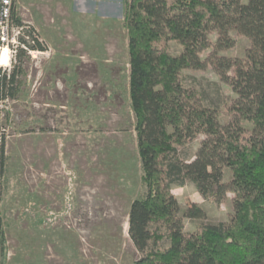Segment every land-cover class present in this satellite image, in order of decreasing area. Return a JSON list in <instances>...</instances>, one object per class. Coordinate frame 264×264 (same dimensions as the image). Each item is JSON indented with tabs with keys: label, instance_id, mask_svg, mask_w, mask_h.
Listing matches in <instances>:
<instances>
[{
	"label": "rangeland",
	"instance_id": "rangeland-1",
	"mask_svg": "<svg viewBox=\"0 0 264 264\" xmlns=\"http://www.w3.org/2000/svg\"><path fill=\"white\" fill-rule=\"evenodd\" d=\"M125 2H17L25 36L35 31L43 49L23 55L15 98L1 101L8 161L0 180L7 241L0 264H133L142 256L128 231L131 203L146 186L130 107ZM230 33L235 46L222 54L244 58L250 38ZM170 45L174 54L182 51L176 41ZM182 79L209 106L223 108L237 97L213 66L185 69ZM227 119L220 115L222 123ZM244 125L254 130L252 123ZM203 138L179 145V154L194 159ZM230 177L225 169L224 181ZM173 192L187 231L233 219L232 191L222 203L205 199L193 183ZM194 204L204 210L198 219L186 216ZM168 244L163 239L150 248Z\"/></svg>",
	"mask_w": 264,
	"mask_h": 264
},
{
	"label": "trees",
	"instance_id": "trees-1",
	"mask_svg": "<svg viewBox=\"0 0 264 264\" xmlns=\"http://www.w3.org/2000/svg\"><path fill=\"white\" fill-rule=\"evenodd\" d=\"M125 3L130 107L146 186L129 211V235L142 253L133 264H264V0ZM232 30L250 38L244 58L222 54L235 46ZM170 40L182 46L180 53H173ZM208 66L237 94L223 108L209 106L201 91L183 83V70ZM14 82L15 75L3 76L1 92L13 95ZM199 135L204 138L194 159L183 158L178 146ZM7 161L3 136L0 180ZM225 169L231 171L228 181ZM189 183L215 203L232 191L233 219L201 222L187 231L173 187ZM203 215L199 204L186 210L191 219ZM163 239L167 246L150 248ZM6 254L0 217V258Z\"/></svg>",
	"mask_w": 264,
	"mask_h": 264
},
{
	"label": "built area",
	"instance_id": "built-area-1",
	"mask_svg": "<svg viewBox=\"0 0 264 264\" xmlns=\"http://www.w3.org/2000/svg\"><path fill=\"white\" fill-rule=\"evenodd\" d=\"M18 0H0V82L3 76L8 80L15 75L14 93L13 95L5 92H1L0 83V113L3 114L2 102L12 98H15V90L17 89V68L20 62L23 60L24 54L33 55L38 49H43L42 40L39 39L38 34L35 31L25 36L27 32L24 30L25 24L23 22L15 23V18L18 17L17 10ZM8 50V57L6 62H3V56L1 54L3 49ZM37 49V50H36ZM6 117V116H5ZM0 135V140L2 138Z\"/></svg>",
	"mask_w": 264,
	"mask_h": 264
},
{
	"label": "bare ground",
	"instance_id": "bare-ground-1",
	"mask_svg": "<svg viewBox=\"0 0 264 264\" xmlns=\"http://www.w3.org/2000/svg\"><path fill=\"white\" fill-rule=\"evenodd\" d=\"M7 51V54L5 55V52ZM2 56H3V62H6L7 57H8V50L5 48L2 50L1 52ZM6 57V58H5Z\"/></svg>",
	"mask_w": 264,
	"mask_h": 264
}]
</instances>
